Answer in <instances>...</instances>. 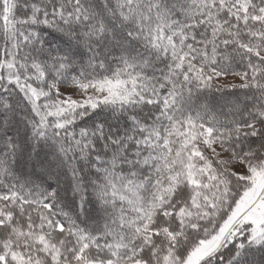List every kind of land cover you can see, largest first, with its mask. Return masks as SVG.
I'll use <instances>...</instances> for the list:
<instances>
[{
	"label": "snow or ice",
	"instance_id": "6c2138e0",
	"mask_svg": "<svg viewBox=\"0 0 264 264\" xmlns=\"http://www.w3.org/2000/svg\"><path fill=\"white\" fill-rule=\"evenodd\" d=\"M0 264H264V0H0Z\"/></svg>",
	"mask_w": 264,
	"mask_h": 264
}]
</instances>
